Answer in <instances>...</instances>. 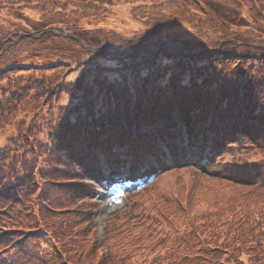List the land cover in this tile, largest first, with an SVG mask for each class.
<instances>
[{
	"label": "trees",
	"instance_id": "trees-1",
	"mask_svg": "<svg viewBox=\"0 0 264 264\" xmlns=\"http://www.w3.org/2000/svg\"><path fill=\"white\" fill-rule=\"evenodd\" d=\"M208 1L151 0L145 8L157 10L160 5L174 3L190 14L189 10H200ZM218 1L238 6L247 3L253 21L264 25V0ZM8 2L0 0V5L4 7ZM195 17L199 16L190 19L195 21L199 35L204 24ZM71 32L69 39L87 55L84 63L103 58L115 63L117 71L127 74L124 82H111L98 93L85 88L76 109L60 117V126L52 127L49 154L57 169L47 164L51 167L49 176L61 178L62 171L69 168L74 175L69 187L83 198L94 194L81 184L85 179L105 188L128 184L133 187L127 189L129 209L114 213L116 219L109 221L103 240L94 242L85 237L86 227L74 234L52 229L59 226L53 219L47 224L36 221V229L11 232L7 239L0 238V243L17 238L13 254L6 255L10 259L1 256L0 264H65L62 253L71 264H144L148 263L144 253L149 239L150 249L151 239L163 246L150 264H264V45H236L233 40L237 35L228 32V38L225 31V39L200 41L193 33L173 39V45L145 34L127 37L114 31L91 29ZM52 36L57 34L23 37L20 44L45 41ZM17 38L8 44L12 45ZM237 48L242 51L237 52ZM225 59H237L244 65L231 73L205 71L207 64ZM144 73V78H136L135 74ZM67 84H62V88L71 89L74 97L75 87ZM103 86L100 83L99 89ZM107 92L113 94L102 95L111 98L109 105L99 107L98 94ZM11 109L1 110L7 122L16 118ZM253 148L259 155L257 161L250 160L251 154L242 153ZM226 153L230 156L227 166L224 164L226 168H217L218 163H224ZM161 168L165 172L199 171L204 179L231 187L227 188L230 197L222 204L223 196H215L211 203L219 212L214 218V212H203L194 219L196 223H188L189 228L179 231L176 237H157L154 217L159 216V207H145L133 197L138 193L136 184ZM149 186L142 189L146 192ZM9 189L0 180V208L25 195V190ZM185 189L187 186L181 190ZM166 203L181 213L188 210L178 197L169 198ZM76 211H71L69 217L73 225L89 221L82 211ZM186 214H190L189 210ZM48 235H52L56 246L46 250L43 243L48 242ZM141 238L146 239L145 243L142 240L141 244ZM100 247H107V256L103 252L98 254ZM12 249L6 248L9 252ZM139 250L143 252L137 255ZM136 255L138 259L134 258Z\"/></svg>",
	"mask_w": 264,
	"mask_h": 264
},
{
	"label": "rangeland",
	"instance_id": "rangeland-1",
	"mask_svg": "<svg viewBox=\"0 0 264 264\" xmlns=\"http://www.w3.org/2000/svg\"><path fill=\"white\" fill-rule=\"evenodd\" d=\"M150 1L9 0L6 6L0 5V48H4L0 55V152L2 156L0 167L4 172L3 183L7 186L12 184L11 189L25 190L27 194L24 196L25 206L27 209L32 208L35 212L39 211L37 206L41 205L42 195L44 198H49L51 206L58 208L51 214L46 212L48 219L44 222L48 223L50 219H53L54 223H59V226L52 229L69 230L75 234L86 227L85 237L92 242L102 240L109 221L116 219L112 213L129 209L128 204L124 207V202L121 200L122 190L118 187L114 188L112 191L114 194L109 199L107 193L102 190H99L101 195L94 193L88 196L90 199H81V194H74L71 187L63 184L62 181L66 179L62 175H60L61 178L58 176L49 178L48 175V170L56 162L49 154L48 138L52 127L60 126L63 123L60 117H65L68 112L76 109L78 98L85 94L83 91L85 88L98 93L111 82H124L127 74H124L126 71H117L115 63L103 58L84 63L87 55L81 46L67 37L72 35L71 31L91 29L105 32L114 29L122 36L145 34L156 41H169L168 43L173 45V39L197 33L196 25L193 24L195 21L190 17L199 16L195 18L204 25L202 34L197 33L195 37L197 35L200 41L225 39L222 36V32L225 31L226 34L229 32L237 35V38L233 40L236 45L247 43L264 45V25L253 21L247 3L238 6L222 0V2L209 0L207 4H203L200 9L202 11L189 10L190 14H187V10L174 3L160 5L157 10L154 7L145 8L146 3ZM45 27H58L65 35L24 44L14 39L12 45L8 44L16 34L37 31V35ZM229 35L226 37L229 38ZM221 46L222 44L218 48ZM239 51L242 49L237 48V52ZM243 65L244 63L237 59H225V62L207 64L205 71L213 73L214 70H221L223 73H231L234 68H242ZM193 69L195 71L196 68ZM135 75L140 80L144 78L145 73ZM134 79L131 74V81L134 82ZM64 83H69L67 85L71 88L72 85L75 87L74 97L71 96V89L68 88L65 91L64 87L62 88ZM100 83L104 84L101 89H99ZM154 88L151 87L152 90ZM107 94L113 95L109 92L98 94L99 107L105 108L109 105L111 98L102 96ZM8 107L13 108L11 112L16 118L13 117L7 122L3 116L4 111L1 112V110ZM7 115L8 111L5 112V116ZM255 151L256 149L253 148L244 150L242 153L251 154L250 160L257 161L259 155H256ZM228 160L230 156L226 153L224 163H218L216 167L226 168L224 164ZM84 184L98 190L92 183L84 182ZM185 186L187 189L181 190ZM189 186L193 187L189 188ZM227 188L232 189L220 181L204 179L199 171L180 169L158 174L146 192L140 191L133 198L140 200L145 207H159L157 210L159 216L154 217L157 222L155 235L170 238L186 231L189 228L187 224L195 222L194 219L198 214L214 212L212 215L214 218L219 210L214 208L211 202L216 198L215 196L221 195L224 198L222 203L224 204L230 197V190ZM175 197H178L186 208L188 207L190 214H186L187 210L184 215L166 203L167 199ZM9 204L14 202L10 201ZM20 206L17 204V207ZM65 207L68 210H63ZM119 208L123 209L116 210ZM77 209L79 211H76ZM42 210L41 215L44 216L45 209ZM73 210L82 211L84 218L87 217L89 221L81 226L73 225L69 218ZM25 216L28 218L25 220L27 226L25 228L33 227L30 223L34 218L31 215ZM4 218L2 220L5 228L0 226V232L4 229L7 239V236L13 232L11 230H18L16 226H20L21 223L16 220L10 222L11 215ZM67 225L68 228H66ZM7 231L10 232L7 233ZM136 231L139 232L140 229ZM135 236L138 237V235ZM140 240L141 244L142 240L144 243L146 241L145 238ZM156 241L158 240L151 239L153 246L150 249L149 239L148 249L144 253L148 263L144 264H150L152 258L163 250V246L160 243L158 245ZM16 242L17 238L12 237L8 243H1L0 249L15 248ZM43 246L46 250L56 246L52 235H48V242L43 243ZM107 250V247H100L98 254L103 252L107 256ZM141 252L143 251L139 250L137 255ZM137 255L135 259H138ZM3 258L10 259L6 255ZM69 262L70 259L67 257L64 263L71 264Z\"/></svg>",
	"mask_w": 264,
	"mask_h": 264
}]
</instances>
